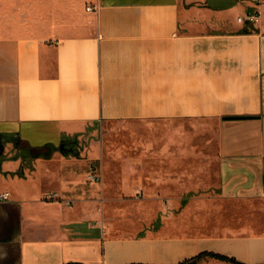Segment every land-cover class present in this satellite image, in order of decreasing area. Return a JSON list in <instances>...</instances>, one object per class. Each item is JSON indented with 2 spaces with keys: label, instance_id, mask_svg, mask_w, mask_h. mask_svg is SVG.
Masks as SVG:
<instances>
[{
  "label": "crops",
  "instance_id": "crops-1",
  "mask_svg": "<svg viewBox=\"0 0 264 264\" xmlns=\"http://www.w3.org/2000/svg\"><path fill=\"white\" fill-rule=\"evenodd\" d=\"M74 2L37 33L5 30L0 0V264H264V0ZM256 11L259 23L238 22ZM210 120L214 186L187 142L189 124ZM110 123L138 138L114 194L167 199L138 210L130 233L98 222L111 190L100 169L86 185L72 157ZM5 146L32 159L27 182L54 184L5 179L21 164Z\"/></svg>",
  "mask_w": 264,
  "mask_h": 264
},
{
  "label": "rangeland",
  "instance_id": "rangeland-1",
  "mask_svg": "<svg viewBox=\"0 0 264 264\" xmlns=\"http://www.w3.org/2000/svg\"><path fill=\"white\" fill-rule=\"evenodd\" d=\"M2 1V0H1ZM75 0H5V30L9 31H26L44 33L52 31L54 26L52 23L53 16L61 13H66V9L74 6ZM61 11V12H60ZM208 124L202 125V129H193V126L189 124L190 132H187V142L196 143L201 147V154H203L202 161L209 167L211 176L209 177L208 184L215 185V157L218 147L217 138V125L214 121H207ZM138 138L136 133H130L127 128L119 127L113 123H110L104 129L99 130L94 134L87 135V138L82 139L80 144V151L77 150V154L72 157L74 159L86 160V176L85 183L90 185V168L91 164L94 167L99 168L104 177V181L107 182V186L111 190L120 179V172L123 174V170L132 168L130 163H119L117 159H129L134 157L133 151L136 150ZM88 148L91 153H83ZM18 159L21 164L18 168L12 170L5 169V179L8 178H20L25 181L28 188H40L41 186H51L54 182L49 181V177L38 179L36 182L29 183L25 179L29 175H33L36 168L33 166L32 159L27 157L26 151L14 153L5 146V160ZM205 159H208L205 162ZM52 168V165H46L45 171ZM85 169V168H84ZM22 183V184H23ZM19 184V183H18ZM204 184V183H203ZM20 185V184H19ZM87 199L89 197H86ZM51 200H59L60 197L56 193H52L49 196ZM65 204L73 205L76 198H62ZM167 199H156L154 201L148 198L147 195L137 194L136 196L122 195L118 198L113 190H107L105 194L99 195L96 198L95 212L99 215L98 222L102 225L110 224L116 226L117 232H133V218L132 216L140 209H152L159 206L160 202ZM185 203L186 199H182ZM144 220V218H143Z\"/></svg>",
  "mask_w": 264,
  "mask_h": 264
},
{
  "label": "built area",
  "instance_id": "built-area-1",
  "mask_svg": "<svg viewBox=\"0 0 264 264\" xmlns=\"http://www.w3.org/2000/svg\"><path fill=\"white\" fill-rule=\"evenodd\" d=\"M255 3H259L261 0H252ZM87 11L93 12V13H98L99 7L97 5H92V6H87L86 8ZM260 12H252L248 13L245 17H238V22H243V23H249V24H257L260 21ZM89 178L93 181H102V175L100 173L99 168L95 167L93 169V172L90 173ZM11 196V193L9 191H5L4 193L0 194V200H8Z\"/></svg>",
  "mask_w": 264,
  "mask_h": 264
},
{
  "label": "trees",
  "instance_id": "trees-1",
  "mask_svg": "<svg viewBox=\"0 0 264 264\" xmlns=\"http://www.w3.org/2000/svg\"><path fill=\"white\" fill-rule=\"evenodd\" d=\"M65 155H67L70 151L69 150H66V149H63V151H62ZM33 156H41V154L40 153H33ZM50 156V154H47V155H45V157H49ZM239 264V263H238Z\"/></svg>",
  "mask_w": 264,
  "mask_h": 264
},
{
  "label": "water",
  "instance_id": "water-1",
  "mask_svg": "<svg viewBox=\"0 0 264 264\" xmlns=\"http://www.w3.org/2000/svg\"><path fill=\"white\" fill-rule=\"evenodd\" d=\"M187 264H196V262L195 261H192V262H189Z\"/></svg>",
  "mask_w": 264,
  "mask_h": 264
}]
</instances>
